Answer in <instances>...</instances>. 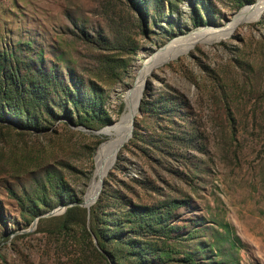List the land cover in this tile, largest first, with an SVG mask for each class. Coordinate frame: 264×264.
Listing matches in <instances>:
<instances>
[{
  "label": "rangeland",
  "instance_id": "obj_1",
  "mask_svg": "<svg viewBox=\"0 0 264 264\" xmlns=\"http://www.w3.org/2000/svg\"><path fill=\"white\" fill-rule=\"evenodd\" d=\"M259 2L0 0V53L39 87L34 119L0 123V264H264V8L238 18ZM143 74L92 217L76 203L117 132L87 128Z\"/></svg>",
  "mask_w": 264,
  "mask_h": 264
},
{
  "label": "trees",
  "instance_id": "obj_2",
  "mask_svg": "<svg viewBox=\"0 0 264 264\" xmlns=\"http://www.w3.org/2000/svg\"><path fill=\"white\" fill-rule=\"evenodd\" d=\"M121 49L125 50L124 47ZM37 74H44V72L38 71ZM35 75L36 74H34L33 77L29 80L28 76L22 72L20 66L14 65L13 61L8 58L5 53H0V123L8 120L17 122L21 119L22 121H30L35 118V116L32 114L29 100L35 94H37V90L39 89V87L36 86L35 88H33V85L32 88H30L28 83L30 82L31 84H35ZM78 102L79 99L75 102L74 108L68 109V107L66 106L62 108V111L65 112V115L67 116L69 121L74 120L73 116L77 117ZM93 108L95 109V106H93ZM93 108L89 111V113L93 115L90 116V118L94 119L96 117H100L99 113L94 115ZM83 122L84 120H82L80 123ZM30 127L32 129H35L36 131L43 130L42 127L37 125V122L35 125H32ZM75 209H77L76 206H71L67 208L66 212L71 213ZM91 213L93 217L95 209L93 210L92 208V211L90 209V216ZM68 224L69 221L66 220L64 225L67 226ZM101 250L102 252H105V250Z\"/></svg>",
  "mask_w": 264,
  "mask_h": 264
},
{
  "label": "bare ground",
  "instance_id": "obj_3",
  "mask_svg": "<svg viewBox=\"0 0 264 264\" xmlns=\"http://www.w3.org/2000/svg\"><path fill=\"white\" fill-rule=\"evenodd\" d=\"M263 8H264V0H260L258 4H253L243 9L238 14V18L246 19L248 17L254 16L258 12H260ZM208 32H212V30L205 29L200 32L193 33L190 36V38L187 39L189 44L184 49H187L190 45L197 43L202 38H205ZM215 33H219V31L216 30ZM144 75L145 74H143V76L141 75L139 79L138 86L135 89V95H133V97H130L129 100L127 101L128 102L127 110L123 115L124 117L122 118L121 124L118 126H114L116 127L115 128V131L117 132L116 136L107 143H105L104 146L101 148L99 167L96 172V176L93 179L87 197V201H86L87 203H92L94 201V198L96 197L97 192L101 187L104 177L108 174L110 167L116 162L119 152L123 147V143L127 142L128 141L127 139H130L129 137L133 129L134 118L137 115V109L140 103L139 100H140L141 89L145 79Z\"/></svg>",
  "mask_w": 264,
  "mask_h": 264
},
{
  "label": "water",
  "instance_id": "obj_4",
  "mask_svg": "<svg viewBox=\"0 0 264 264\" xmlns=\"http://www.w3.org/2000/svg\"><path fill=\"white\" fill-rule=\"evenodd\" d=\"M146 83H147V82H146ZM145 86H146V84H145ZM121 122H122V117H121L118 121L114 122L113 124L108 125V126H105V127L101 128V129H99V130L90 129V128H87V129H89V130H93V131L99 133V132H102L103 130L107 129V128L110 127V126H118V125L121 124ZM132 135H133V129H132V132H131V135H130L129 138H131ZM127 140H129V139H127ZM125 143H126V142L123 143V146L125 145ZM103 185H104V180L102 181L101 187H100V189L98 190L97 195H96V197L94 198V201H93L92 203H87L86 200H84L83 202L76 203V204H81V205L87 207V208L89 209V211H90L92 204H94V203L97 201V199L99 198V196H100V194H101V191H102V188H103ZM64 206H67V205H63L62 207L64 208ZM55 212H56V210L51 211V212L49 213V215H53Z\"/></svg>",
  "mask_w": 264,
  "mask_h": 264
}]
</instances>
